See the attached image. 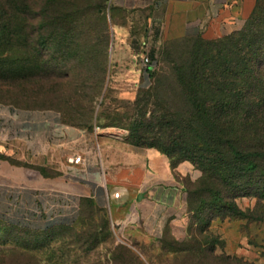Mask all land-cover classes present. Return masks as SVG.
I'll list each match as a JSON object with an SVG mask.
<instances>
[{
  "label": "rangeland",
  "instance_id": "1",
  "mask_svg": "<svg viewBox=\"0 0 264 264\" xmlns=\"http://www.w3.org/2000/svg\"><path fill=\"white\" fill-rule=\"evenodd\" d=\"M95 2L106 15L107 30L91 14L93 7L88 6ZM25 4L38 8L40 1L0 0V102L16 100L19 109L61 108L68 121L81 119L89 127L97 126L89 117L99 116L100 127H113L127 138V128L110 122L127 124L152 107L147 100L154 78L140 87L138 76L140 54L153 43L135 35L125 37L127 33L118 30L115 21L125 23L126 14L114 0H54L48 5L49 14L69 16L64 20H73L68 23L71 30L55 36L47 26L43 32L47 45L40 47L39 31L32 28L39 17L25 16L21 12ZM251 12L236 29L199 36L216 40L240 30ZM139 31L137 25L130 28L131 34ZM197 36L157 43L155 73L166 49L175 57L186 56ZM103 59L107 70L100 81ZM97 91L99 98L93 103ZM7 109L0 105V114ZM188 162L192 169L179 175L185 189L182 212L146 246L120 242V233L108 219L87 204L71 226L37 231L0 222V264H264V198L254 189L264 175L243 176L237 186L223 187L217 198L207 190L209 180L200 179L201 171Z\"/></svg>",
  "mask_w": 264,
  "mask_h": 264
},
{
  "label": "crops",
  "instance_id": "2",
  "mask_svg": "<svg viewBox=\"0 0 264 264\" xmlns=\"http://www.w3.org/2000/svg\"><path fill=\"white\" fill-rule=\"evenodd\" d=\"M255 2L114 0L126 14L125 23L115 21V26L127 33L125 37L153 43L148 54L155 67L157 43L229 32L244 21ZM132 25L140 31L131 34ZM141 66L138 86L145 87L154 67ZM0 105L8 107L0 114V222L37 231L71 226L91 202L120 233V242L146 246L181 214L185 189L179 175L192 169L188 161L172 167L165 153L127 142L125 132L70 125L56 110ZM77 154L82 162L71 163L69 158Z\"/></svg>",
  "mask_w": 264,
  "mask_h": 264
},
{
  "label": "trees",
  "instance_id": "3",
  "mask_svg": "<svg viewBox=\"0 0 264 264\" xmlns=\"http://www.w3.org/2000/svg\"><path fill=\"white\" fill-rule=\"evenodd\" d=\"M39 1L38 8L25 4L21 12L39 17L31 27L39 31L40 47H45L47 26L51 35H65L73 20L66 23L69 16L49 14L48 5L54 0ZM90 6L95 20L107 30L103 9L96 2ZM248 18L245 27L220 39L206 40L198 35L186 56L175 57L166 49L159 72L155 73L156 66L149 69L154 83L147 102L152 107L127 124L110 122L128 129L127 142L165 153L172 167L183 160L192 162L201 171L200 179L209 180L207 190L217 198L223 187L237 186L243 176L264 175V0H256ZM47 19L51 24H46ZM188 39L192 37L168 41ZM106 70L103 59L98 69L100 81ZM99 93L93 94V103ZM5 103L18 107L16 100ZM54 110L65 123L86 126L81 119L68 121L61 108ZM99 118L91 115L89 121L100 126ZM261 182L254 189L264 198V178Z\"/></svg>",
  "mask_w": 264,
  "mask_h": 264
},
{
  "label": "built area",
  "instance_id": "4",
  "mask_svg": "<svg viewBox=\"0 0 264 264\" xmlns=\"http://www.w3.org/2000/svg\"><path fill=\"white\" fill-rule=\"evenodd\" d=\"M140 62H141V64L144 67H147L149 65H151L152 68L154 67L153 66L154 64H151L152 62H151L150 56L148 54V51L145 50V49L140 54ZM69 161L71 163H74V164H79V163L82 162V156H81V154L74 155V156H72V157L69 158ZM118 195H119V192L118 191L113 192V196L114 197H118Z\"/></svg>",
  "mask_w": 264,
  "mask_h": 264
}]
</instances>
